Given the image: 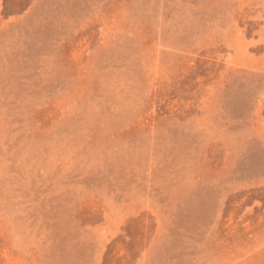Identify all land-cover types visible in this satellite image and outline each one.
Instances as JSON below:
<instances>
[{"label": "rangeland", "instance_id": "rangeland-1", "mask_svg": "<svg viewBox=\"0 0 264 264\" xmlns=\"http://www.w3.org/2000/svg\"><path fill=\"white\" fill-rule=\"evenodd\" d=\"M0 264H264V0H0Z\"/></svg>", "mask_w": 264, "mask_h": 264}]
</instances>
